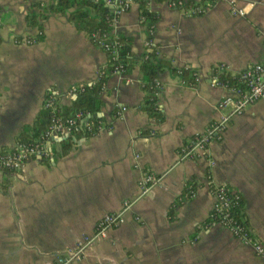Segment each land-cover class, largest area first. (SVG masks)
<instances>
[{
	"label": "crops",
	"instance_id": "obj_1",
	"mask_svg": "<svg viewBox=\"0 0 264 264\" xmlns=\"http://www.w3.org/2000/svg\"><path fill=\"white\" fill-rule=\"evenodd\" d=\"M180 1V7L149 3L157 14L150 36L134 4L110 32L131 40L135 58L150 41L167 63L156 77L162 121L141 109L134 61L129 74L107 77L101 128L93 136L51 137L46 157L27 159L17 172L0 171V264H53L91 234L100 217L136 197L144 172L157 183L121 225L71 264H264L224 227L202 225L214 203L208 184L222 185L241 197L247 228L264 245V100L233 116L204 158H178L179 149L222 114L215 106L229 92L212 86L211 78L237 77L264 63V0H233L244 12L240 18L226 2ZM33 3L52 1L0 0V150L32 126L48 94L64 108L74 99L68 91L94 83L106 66L105 53L65 15L46 12L40 30L29 26L25 16ZM194 7L205 8L194 14ZM24 38L34 42L15 44ZM186 183L194 185L192 197L173 206Z\"/></svg>",
	"mask_w": 264,
	"mask_h": 264
},
{
	"label": "built area",
	"instance_id": "obj_2",
	"mask_svg": "<svg viewBox=\"0 0 264 264\" xmlns=\"http://www.w3.org/2000/svg\"><path fill=\"white\" fill-rule=\"evenodd\" d=\"M219 2H226L229 5L230 13L234 17H243V10L234 6L233 0H214ZM104 3L107 7L115 9L113 22L115 24L118 16L126 12L131 5L134 3L132 0H104ZM173 7L182 6V2L179 0L177 2L169 3ZM207 5V4H206ZM205 7H194L192 12L194 14H201ZM153 32V26L146 30V34L150 36ZM95 45L99 47L103 52H108L111 59L114 58L115 52L110 51L109 44H106L98 37V35L92 36ZM34 41L24 38L20 41H15V44H24L28 45ZM146 51L151 47V42L147 41L145 44ZM120 67L116 66L112 69L111 74L122 75ZM238 82L242 85L240 87H227L224 84L218 82V78L213 76L211 78L212 86H222L224 87L229 94L223 96L216 104L215 110L219 113H222L220 117L211 122L201 133L192 136L185 145H183L178 151V158L180 161L185 160H195L205 157L207 153V147L209 143L214 141H219L221 134L223 133L228 121L236 115L241 114V112L249 105L253 104L256 101L264 100V63L253 64L246 67L238 76ZM98 74L96 76V80ZM95 80V81H96ZM89 85L84 86H90ZM154 85V96L157 97L160 86L157 79L153 80ZM81 86L72 87L67 95L69 97H74L77 90L81 91ZM58 106L55 102V97L52 94H48L43 103V109L49 110L52 114L50 119V125L44 139L38 144H24V143H15V145L5 151L0 152V171H6L8 173L19 171L25 161L29 158H43L47 156V151L45 149V143L51 138H63V137H77L79 132L84 131V135L93 136L100 128L101 122L89 121L90 116L83 115L81 113H76L70 118L61 120L60 118L54 116L55 109ZM115 115H118V112H115ZM151 134V133H150ZM82 135V136H84ZM80 137V136H78ZM209 166H212L213 163L209 162ZM208 178V177H207ZM155 176L144 172L138 183H137V195L131 200H125L121 203L119 209L115 212H111L100 217L93 228V231L89 235L82 236L73 247L65 251L61 255H57L53 264H71L75 261H78L85 251L98 240L105 239L107 233L121 225L124 221V214L130 210L131 206L140 198L144 197L149 189L154 186L157 181ZM211 184H208V186ZM213 186V185H212ZM214 191H210L214 203L211 209L215 213V216L209 214V217L215 219L212 224H218L229 231V233L243 245L249 246L254 254L259 257L264 263V245L260 243L256 238H254L250 230L247 227L238 228V227H228L226 225V215L222 214L221 209L226 207V200L224 197V186H213Z\"/></svg>",
	"mask_w": 264,
	"mask_h": 264
},
{
	"label": "trees",
	"instance_id": "obj_3",
	"mask_svg": "<svg viewBox=\"0 0 264 264\" xmlns=\"http://www.w3.org/2000/svg\"><path fill=\"white\" fill-rule=\"evenodd\" d=\"M52 3L47 4L46 7H41L39 3L31 4V13L25 16V20L29 26L39 27V21L45 19V13L50 12L57 15H65L68 22L75 27L76 30L83 32L92 43L95 45L92 36L98 35L99 38L106 44H109L110 51L115 52L114 58L111 59L108 52H104L106 55V66L104 69L98 71L97 80L90 86H81V91L77 90L74 99L71 103L59 109H55L54 116L65 120L72 117L76 113L90 116L89 121L98 122L101 118L97 117V114L101 109L100 95L104 89V84L114 67L118 66L121 69L122 75L130 73L134 61L139 63V71L141 73V79L139 86L144 92V99L141 109L150 117L154 122L160 123L162 121V115L157 108V98L154 96L153 80L157 75L167 68V63L159 60L156 57L155 48L149 47L148 51L138 57H134L131 51V40L127 37H123L119 33L111 34L113 30L114 22L113 16L115 9L109 8L105 5L104 0H50ZM122 1V0H116ZM151 1H167V3L177 2L179 0H132L134 5L137 6L138 21L145 28L149 29L157 21V14L149 11L148 6ZM204 4L212 5L214 0H202ZM187 70L182 72V75H186ZM218 82L224 84L227 87H240L242 85L238 82V77H231L227 74L218 75ZM52 114L49 110H43L36 118L31 127L25 128V130L18 135L16 143L24 144H38L44 139L48 127L50 125V119ZM84 131L81 130L78 136L84 135ZM89 136V135H84ZM63 143V142H62ZM70 143L64 144V147H69ZM5 151L0 150V152ZM6 173V171H2ZM194 185L192 183H186L181 193L175 198L173 206H179L189 201L194 192ZM209 191H214L212 185L208 186ZM224 197L226 200V207L221 209L222 214L226 215V225L228 227H247V223L243 213V202L241 197L233 192L231 189L224 188ZM211 214V211L210 213ZM212 216L216 214L212 212ZM215 219L209 217L202 224L207 226L212 224Z\"/></svg>",
	"mask_w": 264,
	"mask_h": 264
},
{
	"label": "water",
	"instance_id": "obj_4",
	"mask_svg": "<svg viewBox=\"0 0 264 264\" xmlns=\"http://www.w3.org/2000/svg\"><path fill=\"white\" fill-rule=\"evenodd\" d=\"M97 117H100L99 114H97Z\"/></svg>",
	"mask_w": 264,
	"mask_h": 264
}]
</instances>
